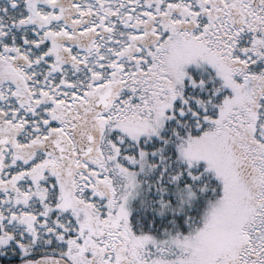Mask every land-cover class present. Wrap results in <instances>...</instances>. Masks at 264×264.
<instances>
[{"label": "snow or ice", "instance_id": "obj_1", "mask_svg": "<svg viewBox=\"0 0 264 264\" xmlns=\"http://www.w3.org/2000/svg\"><path fill=\"white\" fill-rule=\"evenodd\" d=\"M0 264H264V0H0Z\"/></svg>", "mask_w": 264, "mask_h": 264}]
</instances>
